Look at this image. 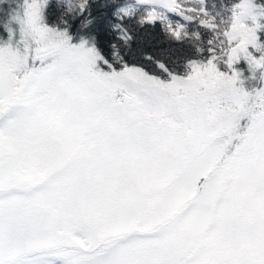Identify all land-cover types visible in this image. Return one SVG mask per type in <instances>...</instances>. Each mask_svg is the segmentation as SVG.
Here are the masks:
<instances>
[{
  "label": "snow or ice",
  "instance_id": "6c2138e0",
  "mask_svg": "<svg viewBox=\"0 0 264 264\" xmlns=\"http://www.w3.org/2000/svg\"><path fill=\"white\" fill-rule=\"evenodd\" d=\"M44 3L0 46V264H264V88L235 68L264 78V7L139 0L125 16L189 49L150 71L127 23L108 60Z\"/></svg>",
  "mask_w": 264,
  "mask_h": 264
},
{
  "label": "trees",
  "instance_id": "16d2710c",
  "mask_svg": "<svg viewBox=\"0 0 264 264\" xmlns=\"http://www.w3.org/2000/svg\"><path fill=\"white\" fill-rule=\"evenodd\" d=\"M23 0H0V43L9 40L8 28L16 30L17 39L18 24L13 17L16 16L18 3ZM82 0H45L42 9L43 25L50 28L65 31L71 42L83 41L90 47H95L108 60H115L121 54L120 35L121 28L126 23L133 29L135 43L133 44L134 55L129 57L130 61L142 64L152 71L153 66L143 59L146 55H152L161 59H169L172 64L177 61V56L189 52L186 45L170 42L161 31L159 24L140 28L135 25L134 20L125 16V12L131 16H138L145 10V5L139 0H87L83 10L80 9ZM237 0H208L209 6L215 4L217 9L230 7ZM260 7H264V0H253ZM215 11L216 9H211ZM172 19L180 17L169 13ZM260 23L264 25V18ZM205 33V39L207 33ZM258 41L264 44V28L257 32ZM14 42V41H13ZM115 45V47H113ZM103 70L107 65L98 62ZM244 63L235 65L237 71L244 68Z\"/></svg>",
  "mask_w": 264,
  "mask_h": 264
},
{
  "label": "rangeland",
  "instance_id": "374dc122",
  "mask_svg": "<svg viewBox=\"0 0 264 264\" xmlns=\"http://www.w3.org/2000/svg\"><path fill=\"white\" fill-rule=\"evenodd\" d=\"M18 9H17V13H16V15L18 14V13H20L21 12V10H22V5H23V1H22V4L19 2L18 3ZM259 9V8H258ZM169 19H172V17L171 16H169ZM172 20H178V19H172ZM249 23H251L250 21H249ZM44 26H46V25H44ZM46 27H48V26H46ZM50 28V27H49ZM18 29H19V26H18ZM17 39L19 38V34L17 35V37H16ZM8 42V41H7ZM6 41H3V42H1L0 43V46H2L3 44H5V43H7ZM15 42V41H14ZM81 42H83V41H78V42H76V43H74V42H71L70 40H69V43L70 44H72V45H79ZM85 43V42H84ZM85 46L86 47H90L89 45H87L86 43H85ZM254 55H256V56H259L260 55V53H255L254 52ZM242 63H244V68L242 69V68H240V71L239 72H241L242 73V78L244 79V81H245V87L247 88V89H249V90H251V89H253V88H256V89H259V88H264V78H262V73L260 72V71H258L256 74H255V78H251L252 77V73L250 72V70H249V65H248V63L245 61V60H243V59H241V64ZM99 67V66H98ZM100 68V67H99ZM101 69V68H100ZM102 70V69H101ZM103 70H105V71H107L108 69L107 68H105V69H103ZM251 78V79H250Z\"/></svg>",
  "mask_w": 264,
  "mask_h": 264
}]
</instances>
